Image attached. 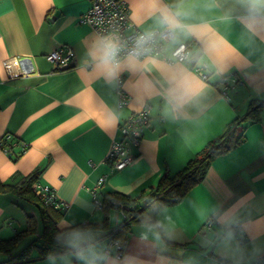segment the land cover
<instances>
[{"label":"crops","instance_id":"1","mask_svg":"<svg viewBox=\"0 0 264 264\" xmlns=\"http://www.w3.org/2000/svg\"><path fill=\"white\" fill-rule=\"evenodd\" d=\"M123 1L141 31L167 28L165 13L176 19L180 27L165 54L187 43L191 61L130 56L106 65L113 35L101 37L80 20L91 0H0V142L9 135L15 145L13 153L0 145V181L41 168L40 183L66 205L59 229L95 225L69 234L63 253L24 264H252L264 258V108L258 121L243 119L252 101H264V8L251 10L248 0ZM59 47L75 54L65 69L47 59ZM17 57L21 65L11 75L5 64ZM202 64L207 81L194 70ZM232 74L239 83L225 97L222 77ZM145 105L151 120L132 150L135 159L112 171L106 160L122 139L120 126ZM234 119L242 122V142L214 158L182 202L159 208L156 223L132 224L123 255L116 256L110 236L124 215L114 208L102 226L103 206L95 201L111 191L149 192ZM27 215L37 218L35 207L0 192V240L23 230ZM207 223L212 226L203 234ZM9 259L0 253V264Z\"/></svg>","mask_w":264,"mask_h":264},{"label":"trees","instance_id":"2","mask_svg":"<svg viewBox=\"0 0 264 264\" xmlns=\"http://www.w3.org/2000/svg\"><path fill=\"white\" fill-rule=\"evenodd\" d=\"M262 108H264V101H252L248 113L243 119L258 121ZM241 123L239 119H234L230 127L220 137L211 139L183 170L173 175L166 171L161 175L157 185L151 187L149 192L143 191L136 196L122 194L118 191L103 194L100 198L105 216L102 226L106 225L108 214L114 208L123 209L122 214L125 218L124 223L111 234L110 241L114 240L125 246L132 224L156 223L155 213L159 208L174 206V204L182 202L189 191L204 178L212 160L222 154L229 153L242 142L243 135L239 132ZM7 137L2 138L0 145L8 152L13 153L15 147L13 139ZM17 158L18 156L15 159ZM42 174L43 169L36 168L35 171L27 175L17 173L5 182L0 181L1 193L13 194L20 201L35 207L37 211V218L27 215L28 221L23 230L17 231L12 238L0 240V253L5 252L10 255L9 264H24L38 258L61 254L68 250L63 242L69 234L85 230L88 226H95L87 223L59 229L57 224L65 212L66 206L47 205L45 199L36 194L34 187L36 184H41ZM23 241L25 243L21 247L20 243Z\"/></svg>","mask_w":264,"mask_h":264},{"label":"built area","instance_id":"3","mask_svg":"<svg viewBox=\"0 0 264 264\" xmlns=\"http://www.w3.org/2000/svg\"><path fill=\"white\" fill-rule=\"evenodd\" d=\"M91 3V8L80 17V20L92 26L101 37L107 34L113 35L118 51L115 57L111 59L112 62L118 63L121 59L130 56L138 59L160 56L167 62L191 61V45L187 43H181L174 48L168 56L165 54L167 43L175 38V33L172 28L167 27L152 32L141 31L132 22L130 8L123 0H91ZM142 37L144 38L143 42H141ZM74 57L75 54L71 47H59L47 54V59L52 62L57 69L67 68ZM20 65L21 60L19 57L12 58L5 64L6 69L9 70L11 75L12 68ZM194 70L202 80L207 81L209 79L210 74L207 72L204 64L195 66ZM119 83H121V79ZM222 83V94L228 97L229 91L238 83V78L234 74L223 76ZM118 94L120 104L126 105L128 103V96L120 87L118 88ZM150 110L151 106L145 105L142 110L134 113L128 121L121 124L120 131L122 132V139L113 144L106 160L111 166L112 171L123 169L135 159L132 150L134 147H139L143 140L144 130L148 127L151 120ZM8 137L11 138L9 135ZM5 151L8 152L7 149H5ZM104 180L105 179H102L100 183ZM34 188L36 194L41 195L45 199L47 205L50 204L56 207L64 206L58 201L56 193H54L50 186L36 184ZM95 203L98 207H102L101 201L96 200ZM211 226L210 223H207L202 233L205 234V230H209ZM112 247L115 248L114 253L116 256L122 257V252L124 250L123 244L116 242L113 243ZM252 264H264V258L258 259Z\"/></svg>","mask_w":264,"mask_h":264},{"label":"clouds","instance_id":"4","mask_svg":"<svg viewBox=\"0 0 264 264\" xmlns=\"http://www.w3.org/2000/svg\"><path fill=\"white\" fill-rule=\"evenodd\" d=\"M248 4L251 10L257 11L259 9L264 8V0H248ZM162 22L166 25H168L169 28L175 29L179 28L180 24L179 22L174 19L171 15L168 13L163 14ZM144 41V38H141V42ZM106 52L104 56L103 62L107 65L111 59H113L116 55V52L118 51L117 46L114 43H107L106 44ZM109 71H112V69H109Z\"/></svg>","mask_w":264,"mask_h":264}]
</instances>
